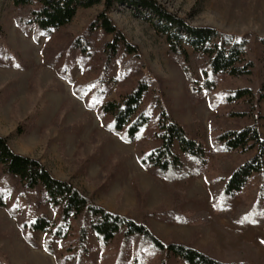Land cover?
Here are the masks:
<instances>
[{"label":"trees","instance_id":"1","mask_svg":"<svg viewBox=\"0 0 264 264\" xmlns=\"http://www.w3.org/2000/svg\"><path fill=\"white\" fill-rule=\"evenodd\" d=\"M12 2L17 28L31 33L37 42L40 36L45 37L41 51L44 63L70 83L75 97L96 111L105 128L124 142L136 145L142 168L162 178L169 188L206 171L204 179L216 214L233 223L264 230V137L260 130L264 121V77L260 82H251L256 67L251 36L235 40L215 27L192 26L156 0ZM98 5L103 6L102 11L84 30L60 45L56 43L58 31L71 23L78 8ZM118 5L148 11L144 18L165 38L171 59L180 65L185 76L189 95L208 96L215 112L209 125L213 151L220 155H248L246 158L224 171H207L204 144L174 118L160 79L151 72L138 47L109 17ZM260 49L264 55V38L260 39ZM74 64L83 76L79 81L70 74ZM115 65L119 67L115 80L134 77V82L126 91L117 90L116 97L106 98ZM24 66L0 24V67ZM198 72L201 81L196 78ZM221 77L244 79L247 83L220 86ZM234 104L241 109H219ZM223 114L245 123L226 127L216 119ZM145 141L153 145L147 146ZM237 197L241 198L238 203ZM46 206L54 211L53 218L42 212ZM0 208L15 220L28 245L36 247L35 236L43 234L42 247L57 264H85L91 235L100 244L101 261L107 264H168L171 259L183 264L241 263L237 258H215L176 240L159 239L146 221L96 204L69 181L55 178L39 160L15 152L1 135ZM146 215L177 223L207 218L204 212L187 215L176 208ZM54 243L64 251L57 253ZM248 250L253 253V247ZM0 264L9 263L0 256Z\"/></svg>","mask_w":264,"mask_h":264},{"label":"rangeland","instance_id":"2","mask_svg":"<svg viewBox=\"0 0 264 264\" xmlns=\"http://www.w3.org/2000/svg\"><path fill=\"white\" fill-rule=\"evenodd\" d=\"M156 1L192 26L215 27L235 40L251 36L256 61L251 82H260L264 77V55L260 49V39L264 38V0ZM102 9V5L78 8L71 23L58 31L56 43L60 45L80 33ZM145 15L149 13L144 8L135 10L124 5L109 12L114 24L138 47L151 72L160 79L174 118L204 144L207 171L231 168L248 155H220L213 151L209 125L215 112L208 96L189 95L180 65L171 59L165 38L155 32ZM0 24L25 65L23 68L0 67V135L8 139L15 152L39 160L55 178L69 181L107 210L146 221L163 241L189 244L221 260L237 258L240 264H264L263 228L239 225L219 217L204 179L206 171L169 188L162 178L142 168L136 145L124 142L105 128L96 111L89 110L75 97L70 83L44 63L41 51L45 37L40 36L37 42L31 33L25 34L17 28L12 0H0ZM118 70L115 65L106 98L116 97L117 90L126 91L133 85L134 77L115 80ZM70 74L77 81L83 78L76 64ZM196 78L201 81L199 72ZM246 83L244 79H219L220 86ZM220 107L221 110L241 109L236 104ZM261 111L264 114V101ZM216 119L226 127L245 123L224 114ZM260 130L264 137V121L260 123ZM145 142L147 146L153 145L151 141ZM239 201L241 198L237 197L235 202ZM172 208L187 215L204 212L207 218L177 223L146 215ZM42 212L49 218L54 216L48 206L42 207ZM35 239L36 247L28 245L15 220L0 208V256L4 261L57 264L54 256L42 247L43 234L38 233ZM89 247L85 264H107L100 259V244L94 235L89 237ZM249 247H253V253ZM54 249L57 253L64 251L58 243H54ZM168 264L183 263L171 259Z\"/></svg>","mask_w":264,"mask_h":264}]
</instances>
